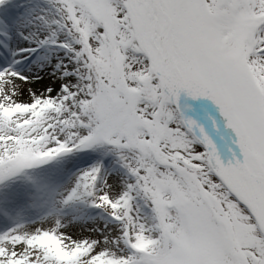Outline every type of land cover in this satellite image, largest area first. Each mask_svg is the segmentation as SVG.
Wrapping results in <instances>:
<instances>
[{
    "label": "snow or ice",
    "instance_id": "6c2138e0",
    "mask_svg": "<svg viewBox=\"0 0 264 264\" xmlns=\"http://www.w3.org/2000/svg\"><path fill=\"white\" fill-rule=\"evenodd\" d=\"M35 7L0 0V264H264V0Z\"/></svg>",
    "mask_w": 264,
    "mask_h": 264
},
{
    "label": "rangeland",
    "instance_id": "374dc122",
    "mask_svg": "<svg viewBox=\"0 0 264 264\" xmlns=\"http://www.w3.org/2000/svg\"><path fill=\"white\" fill-rule=\"evenodd\" d=\"M36 3L37 0H12L13 10L17 13L24 14L25 17L30 16L33 12L38 10L35 7ZM94 159L95 157L90 159L84 156V158L75 161V165L76 167H87Z\"/></svg>",
    "mask_w": 264,
    "mask_h": 264
}]
</instances>
